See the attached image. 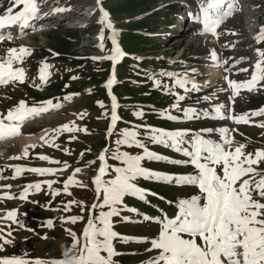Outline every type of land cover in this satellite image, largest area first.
<instances>
[{
	"label": "rangeland",
	"instance_id": "374dc122",
	"mask_svg": "<svg viewBox=\"0 0 264 264\" xmlns=\"http://www.w3.org/2000/svg\"><path fill=\"white\" fill-rule=\"evenodd\" d=\"M45 1L37 2L41 9L49 10L53 5L61 7L66 9L72 20L79 24L72 22L67 25L65 20L50 21L49 23L57 28H42L33 36L28 35L7 43L10 48L22 46L28 48L32 54L24 58L23 64H19L27 74L29 72L25 82L21 84L23 89L0 91V114L6 115L8 110L17 106L21 100L33 106L51 99L53 103L59 102L61 107L26 121L21 127L26 132L23 134L33 136L34 133H38L41 137L44 136L45 130L51 133L52 129L70 122H74L79 128H87L88 132L87 134L80 131L62 132L55 140L50 137L48 143L42 141L34 149H29L30 156L27 159L23 157L24 147L18 144L19 138L0 144V153H4V156L0 157V197L5 195L14 197L0 199V229H2L0 236L10 241L4 243L0 240L2 247L0 259L16 257L29 262L36 259L52 261L65 259L66 252L69 255L76 253V250L72 249L73 238L69 232H74L82 244L81 230L87 224L92 205L102 202V197L97 198L91 185V178L97 167V153L111 146L107 152L109 174L104 179L112 178L114 173L111 172V167L120 165L111 156L117 150L116 140L124 129L135 125H147L170 131H187L189 136L186 139L198 134L215 142H222L218 130L227 128L234 141L233 148L243 144L244 152L253 155L257 150H264V128L258 126L264 123V115L251 116L252 112L264 109V87L258 86L251 92L241 90L232 98V90L224 79L228 76L229 80L236 82L249 80L252 72L242 71L246 67L249 68L245 63L249 47L253 46L255 50L264 51V41L250 45V34L243 29L246 19L243 13L240 12L232 21L228 20L224 26L221 25L217 29L219 38L216 39L213 36L199 34V25L194 21L182 19L185 9L198 12L200 1L101 0L102 7L108 11L112 23L119 32L121 45L125 51V57L116 69L118 82L113 88V94L120 103L118 112L121 121L108 137L109 107L101 86L108 74L110 60H93L92 57L110 55L111 47L106 49L103 46V50L99 47V36L95 35L99 31L97 28L102 27L98 22L99 19L87 22L81 14L86 8L88 10H91L89 8L91 6L96 8V0H55L51 5L45 4ZM9 4H12V0H0V10L6 9ZM249 6L261 13L263 18L261 22L264 26V0L243 1L238 4L236 11L242 9L245 11ZM82 23L84 24L82 28L75 29V25L79 26ZM41 26L47 25L44 23ZM233 32L236 34L232 35ZM212 50H215L220 62L227 61V63H222V67L213 66L210 59ZM53 53H56L61 60L50 62L48 82L40 85L35 73H39L44 58L55 56ZM70 61H73L75 66H72ZM193 68L196 69L194 75L191 72ZM162 72L181 75L187 72L189 78L197 83L199 91L189 92L180 102L179 108L172 109L171 105L175 97L170 91L180 95L184 93L179 87L173 88L174 81L160 75ZM153 78L161 81L160 87L154 85ZM33 84L40 87H34ZM165 85L168 89H165ZM67 95L73 96L71 101L63 100ZM206 96L211 99L204 100ZM217 104L225 106L223 111L226 117L248 114L250 123L236 124L227 118L213 119L203 116L191 120L184 118L183 109L190 107L200 113L207 111L211 117L214 115L211 112L212 106ZM135 111H143L144 115L138 119L133 114ZM82 112L86 113L84 118L77 119V114ZM167 115L177 119L169 120L166 118ZM207 129L213 131H202ZM138 130L140 138L150 151L170 160L188 159L170 148L150 142L145 138L144 129ZM73 136L76 139H70ZM49 143H54L58 147H49ZM65 149L68 150L67 154ZM120 151L137 154L141 150L121 147ZM81 153L84 155L81 156ZM41 155L60 163L40 160ZM15 156L21 158L13 159L12 157ZM91 161L95 163H89ZM65 164L68 165L67 170L56 172L54 175L41 176L26 171L15 179L12 178L16 167L62 169ZM142 165L159 173L179 175L195 173V169L190 164L176 165L163 161L144 160ZM253 167L257 172L264 174V161ZM76 168L81 169V172L76 174L75 179L82 181L85 187L70 186L71 194L68 195L63 191V185ZM246 178L248 177L242 179ZM52 180L57 182L49 189L45 181ZM35 183L41 184L40 191L31 189L27 199L21 201L18 197L24 191V187ZM137 184L156 195L148 196L146 202L127 196L124 205L129 210L121 211L120 215L112 217L113 230L119 234L112 241L116 253L113 257L114 264H148L149 260L158 255V250L147 251L151 247L150 243H137L134 240L145 238L150 241L156 238L160 225L145 221L143 217L145 215L157 219L164 215L174 217L177 212L176 202L179 199L199 194L196 186H176L174 183L144 178H139ZM9 185L10 188L6 187ZM52 191H58L59 195L53 197ZM253 195L256 196V193L254 192ZM256 198L259 199L258 196ZM70 201L76 203L71 204L69 210L65 211V205ZM169 201L173 203L169 204ZM131 209H135L136 212L130 211ZM10 210H16V220L24 225L23 228L3 219ZM100 210L95 209L93 214L98 215ZM70 217H82V219L76 223L63 222L68 221ZM125 218H128L127 222ZM48 220L53 221L51 229L45 226ZM8 232H11V236L7 235Z\"/></svg>",
	"mask_w": 264,
	"mask_h": 264
},
{
	"label": "snow or ice",
	"instance_id": "6c2138e0",
	"mask_svg": "<svg viewBox=\"0 0 264 264\" xmlns=\"http://www.w3.org/2000/svg\"><path fill=\"white\" fill-rule=\"evenodd\" d=\"M12 7H9L3 15H0V30L18 26L21 29L26 28L31 21L38 17L39 5L37 0H12ZM96 5L100 11L99 23L103 26L99 34L101 41L100 47L103 50L104 30L110 32L107 37L112 44L111 54L105 57H92L93 60L107 59L112 62L113 68L119 60L125 55L119 43V32L114 27L109 18V13L102 7L101 0H96ZM22 6V7H21ZM16 8L20 10L15 11ZM237 9L236 0H200L198 12L192 14V19L202 26L199 34H210L214 38H219L217 29L230 17L233 16ZM65 9H55V11H64ZM235 35L236 33H231ZM4 39L11 41L13 37L0 35V42ZM256 43L264 41V26H261L257 36ZM234 47V44L232 45ZM227 47V46H225ZM258 60L255 63L254 71L251 78L247 81L236 82L229 80L228 76L224 79L228 83V87L232 90V98L239 94L241 90L253 91L258 86L264 87V51L257 49ZM31 50L25 47L10 48L7 50L6 56L0 58V86L10 83L23 84L26 80V70L23 67H14V65L23 64L24 58L30 56ZM53 55H57L53 53ZM210 59L213 66L222 67V63L217 58L215 50H212ZM243 59V58H242ZM49 65L42 62L39 68L40 85L48 82L50 73ZM242 71H248L242 69ZM194 75L196 69H191ZM174 81L172 87H179L183 90L184 95L177 92L170 94L175 97L172 109H178L180 102L186 98L191 91H199V87L195 80L189 78L186 72L183 75L177 73H160ZM76 79V77H73ZM156 87L161 86V81L153 78ZM114 83V79L107 81L106 87L109 89ZM40 85L33 84L34 87ZM191 85V87H188ZM168 89V86H164ZM78 95V94H74ZM111 96V92L109 93ZM72 95L63 97L65 101H71ZM112 111L111 122L108 134L111 135L116 123L119 119L117 115L116 98L111 96ZM211 97H204L208 101ZM99 103V102H98ZM103 107L102 104H100ZM61 107L59 102L53 103L49 99L41 101L39 105L28 106L24 100L19 101L18 105L9 109L6 115L0 114V141L19 136L23 124L41 114L48 113L52 110H58ZM224 105H213L211 112L214 113L210 117V113L205 111L198 112L194 108L183 109L184 118L187 120L204 118L213 119H231L234 123H250L248 114L235 116L224 115ZM230 111V110H229ZM134 116L141 118L143 111H135ZM86 113L77 114V119H83ZM164 115V113H162ZM264 115V109L252 112L251 116ZM167 119L176 120L177 117L167 115ZM264 128V123L258 125ZM144 129L145 138L154 144H160L180 153L187 160H170L167 157L159 155L149 150L144 141L140 138L138 129ZM84 132L87 134V128H79L74 122L63 124L55 129L45 130L41 141L48 143L49 138L55 140L62 132ZM212 132V129L202 130ZM222 142H215L207 139L202 135L193 134L191 139L187 131L164 130L153 128L147 125H135L132 128L124 129L120 132L119 138L116 140L117 150L113 152L111 158L119 162L120 166L111 167L114 173L112 178L103 179L109 174L110 166L106 163V154L109 149L102 151L98 159L100 167L98 174L93 179L95 192L98 198L102 197V202L93 204V211L97 208L101 209L98 215L90 213L87 221V227L83 230V243L80 244L76 234L69 232L73 238L72 249L76 250L75 254L69 255L65 253V259L46 261L36 259L35 261H27L21 258H5L0 260V264H114L113 257L116 255L112 241L119 234L113 230L112 217L120 215L121 211L129 210L124 205V199L132 196L140 201H147L149 195H156L149 190L138 186L139 178L147 180H155L158 182L175 184L176 186H196L199 190L198 195H191L188 198L179 199L176 202L177 212L174 217H163L157 219L145 215L143 219L158 223L160 230L156 238L148 241L145 238H137L134 242L150 243L151 247L147 251L158 250V255L148 261V264H264V174L257 172L254 165H258L264 161V150H257L255 154L245 153V145L240 144L233 148V139L230 137L229 129L221 128L218 130ZM70 139H76L75 136ZM184 145H187L185 147ZM49 147H58L54 143H49ZM29 147H35L31 145ZM121 147L137 148L141 151L132 154L128 151H120ZM67 154L68 150L65 149ZM84 153H81L83 156ZM28 156V148L23 151V157ZM20 159V156L12 157ZM40 160L49 163L59 164V161L50 160L49 157L41 155ZM144 160L163 161L176 165L190 164L194 169V174L179 175L170 173H159L143 167ZM89 163H95L91 161ZM68 165L65 164L62 169L51 168H22L14 169L16 176L23 172H33L38 175H54L56 172L67 170ZM81 169L76 168L72 175L64 182L63 191L70 195V186H81L82 181L75 179L76 174ZM222 172V175H221ZM248 177L246 179H242ZM257 177H259L257 179ZM57 181H45L48 188ZM238 185V186H237ZM10 188L11 186H6ZM31 189L37 192L41 189L40 183L29 184L24 187V191L19 195L21 201H25ZM256 193V196L253 193ZM52 196L59 195L58 191H52ZM259 197L257 199L256 197ZM10 195L0 197V199H13ZM76 203L70 201L65 205V211H68L71 204ZM173 203L172 201L168 202ZM83 210V205H81ZM104 209H107L105 211ZM130 211L136 212L135 209ZM16 210L7 212L3 219H7L18 227L23 228V224H19L16 220ZM82 217H70L68 221L76 223ZM128 221V218H125ZM46 227L51 229L53 221L48 220ZM31 230V229H29ZM2 231V229H0ZM66 231H69L66 229ZM11 236V232H8ZM47 238V237H43ZM121 239H127L120 237ZM0 240L4 243L10 241L0 236ZM79 244V247L77 245ZM2 250V247H0ZM71 251V250H70Z\"/></svg>",
	"mask_w": 264,
	"mask_h": 264
},
{
	"label": "bare ground",
	"instance_id": "6f19581e",
	"mask_svg": "<svg viewBox=\"0 0 264 264\" xmlns=\"http://www.w3.org/2000/svg\"><path fill=\"white\" fill-rule=\"evenodd\" d=\"M24 133H26V132L24 131ZM21 134H23V131L22 130H21ZM23 135H25V134H23ZM39 139H40L39 135L29 136V137L28 136H25L23 139L22 138H19L18 139V144L20 146H23L24 147V148H22L23 150L25 148H28V153H29V149L32 148V147H29V146H31V145L36 146L38 143L41 142V141H39Z\"/></svg>",
	"mask_w": 264,
	"mask_h": 264
}]
</instances>
